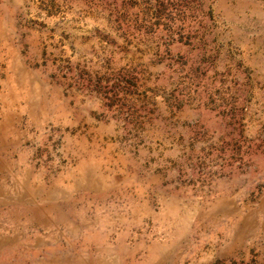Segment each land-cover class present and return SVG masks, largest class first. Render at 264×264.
Segmentation results:
<instances>
[{
  "label": "rangeland",
  "instance_id": "374dc122",
  "mask_svg": "<svg viewBox=\"0 0 264 264\" xmlns=\"http://www.w3.org/2000/svg\"><path fill=\"white\" fill-rule=\"evenodd\" d=\"M0 264H264V0H0Z\"/></svg>",
  "mask_w": 264,
  "mask_h": 264
}]
</instances>
